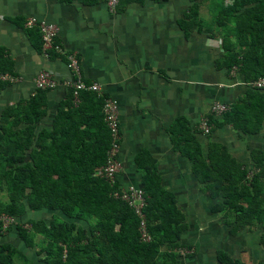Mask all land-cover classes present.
<instances>
[{
  "label": "trees",
  "instance_id": "16d2710c",
  "mask_svg": "<svg viewBox=\"0 0 264 264\" xmlns=\"http://www.w3.org/2000/svg\"><path fill=\"white\" fill-rule=\"evenodd\" d=\"M100 1L105 2L84 3ZM143 1L119 0L117 10ZM204 1L214 15L207 22L200 12ZM214 1L190 0L178 25L185 36L192 32L210 39L219 36L222 56L216 68L236 71L248 87L222 116L206 114L212 125L207 136L231 126L238 135L264 138V88L252 86L264 79V0ZM32 30L38 32L35 37L42 49L39 30L28 29ZM4 56L0 52V93L12 82L3 76L16 78ZM48 92L37 90L0 113V194L7 197L6 202L0 199V220L14 221L17 237L34 250L40 264H181L191 258L192 247L182 244L188 228L185 215L175 194L162 185L156 161L147 151L136 156L135 166L142 173L137 188L144 193L149 241L141 240L140 220L134 211L112 196L121 187L118 178L110 184L94 174L105 164L111 143L102 112L104 97L82 91L74 103L73 92L68 90L51 129H39L47 113ZM197 131L183 117L174 120L168 127L174 152L189 160L202 193L212 202L211 213L221 215L230 234L259 226V244L264 249V151L253 150L252 168H247L221 143L210 142L204 151ZM28 212L51 216L48 221L25 219ZM56 214L63 218L61 222ZM11 229L12 225L3 229L0 221V234ZM36 246L41 248L35 250ZM182 250L191 253L182 256ZM217 259L220 264H245L222 251L217 252ZM0 264L35 262L14 245L3 243Z\"/></svg>",
  "mask_w": 264,
  "mask_h": 264
},
{
  "label": "crops",
  "instance_id": "0c3cea01",
  "mask_svg": "<svg viewBox=\"0 0 264 264\" xmlns=\"http://www.w3.org/2000/svg\"><path fill=\"white\" fill-rule=\"evenodd\" d=\"M189 5L190 0H144L109 13L103 1L87 5L84 0H0V52L12 63L16 77L0 93V113L33 96L35 77L48 71L58 85L47 94V113L39 129H51L70 90L62 83L72 79L67 63L69 55L75 54L83 81L100 85L102 94L96 95L110 98L118 106L123 165L119 184L140 186L142 173L135 158L147 151L156 161L162 185L175 194L188 225L182 244L194 252L181 264H220L218 251L245 264H264V249L259 244L262 229L255 225L232 236L228 226L218 228L220 217L211 213L212 202L202 193L189 160L174 152L168 134V127L179 117L196 129L214 103L231 104L248 87L236 71L216 68L215 62L222 56L219 36L184 35L178 22ZM207 5L204 1L200 12L204 16L205 10L212 20ZM29 18L56 25L54 44L61 52L51 50L49 57L43 55L35 37L38 32L24 27ZM196 139L204 151L210 142L225 145L247 168H252L251 152L264 151L262 135H238L231 126H223L209 137L198 132ZM31 215L28 212L25 219L34 218ZM198 220L202 222L197 227ZM5 234H0V244L10 243L28 260L39 263L13 227ZM10 236L16 240H6Z\"/></svg>",
  "mask_w": 264,
  "mask_h": 264
},
{
  "label": "built area",
  "instance_id": "2783aa9c",
  "mask_svg": "<svg viewBox=\"0 0 264 264\" xmlns=\"http://www.w3.org/2000/svg\"><path fill=\"white\" fill-rule=\"evenodd\" d=\"M118 4L119 0H105V5L109 13H115ZM24 27L27 29L37 28L39 30L42 40L43 55L45 57H49V52L51 50L61 52V48L54 44L58 32L56 25L44 21H38L35 18H29L25 22ZM67 67L72 71V79L66 80L62 84L66 88L72 90L74 103L79 101V92L82 91L94 92L101 96L102 92L100 85L97 83L87 84L83 81L75 54L69 55ZM2 79H9L10 81L14 80L8 76H3ZM34 84L37 90H51L58 85V81H56L51 72L41 71L35 77ZM252 86L256 88H264V79H259L253 82ZM228 110V104L216 102L212 105L209 112L210 114L219 117ZM102 112L104 115V121L110 133L111 143L105 164L97 168L94 174L99 178L105 179L110 184H113L123 169V165L119 159L121 135L119 129V110L116 102L110 98L104 97ZM197 130L203 135H208L212 131V125L209 123L207 115L200 118L197 124ZM112 196L115 199L125 202L134 211L140 220L141 240L149 241L150 237L146 232V222L143 213V209L146 206L143 191L133 185L121 186L118 190H115L112 193ZM3 219L8 221V225H3ZM0 221L2 222L3 229H7L8 226L14 225V221L7 217L1 218ZM190 253L191 251L188 250L180 251L182 256Z\"/></svg>",
  "mask_w": 264,
  "mask_h": 264
},
{
  "label": "rangeland",
  "instance_id": "374dc122",
  "mask_svg": "<svg viewBox=\"0 0 264 264\" xmlns=\"http://www.w3.org/2000/svg\"><path fill=\"white\" fill-rule=\"evenodd\" d=\"M217 1H219V0H215L214 2H217ZM209 5L210 4H208L207 5V7H208V10H209V12H210V14H212V11L210 10V7H209ZM203 14H204V16L202 15V13H201V17L207 22V20H210L209 19V16L205 13V10L203 11ZM0 199L3 201V202H6L7 201V197H6V195L5 194H0ZM206 199V198H205ZM203 201H206V200H204L203 199ZM41 213H43L42 215H41ZM30 214H32L30 217H34L35 219L36 218H38V219H43V217L44 218H46L47 219V221L49 220V218H50V214L49 213H46V212H30ZM56 215H58V214H56ZM215 216V215H214ZM214 216H212V217H214ZM221 215H217L216 217L217 218H219ZM34 218H32L33 220H35ZM57 219L61 222V220H63V218L61 217V216H59L58 215V217H57ZM198 222V223H197ZM195 224H196V226L198 227L199 225H200V222H202V221H200V220H198ZM189 224H190V227H191V225H192V222L190 221L189 222ZM221 224V225H220ZM220 224H219V229H224V224L222 223V222H220ZM3 225H8V221H6L5 219H3ZM223 225V226H222ZM12 227H13V225H12ZM25 227H28L27 225L25 226ZM16 232V231H15ZM14 233V232H13ZM4 234L5 233H3V236H4ZM15 234V233H14ZM5 235H7V234H5ZM13 236H10L9 238H6V240H8V241H13V240H16L14 237L12 238ZM3 240H4V238H3ZM2 244V243H1ZM17 247H19V246H17ZM20 247H22V245L20 246ZM41 247H39V246H36L35 247V250L36 249H40ZM20 251H22L20 248H18ZM23 252V251H22ZM30 252L31 253H34V250H30ZM29 252V253H30ZM15 261L16 260H19L18 259V257H16L15 259H14ZM21 261V260H20ZM22 262V261H21ZM37 264H40V263H37Z\"/></svg>",
  "mask_w": 264,
  "mask_h": 264
}]
</instances>
